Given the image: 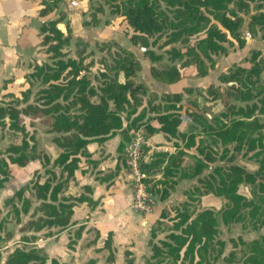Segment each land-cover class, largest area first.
Here are the masks:
<instances>
[{"label":"trees","instance_id":"16d2710c","mask_svg":"<svg viewBox=\"0 0 264 264\" xmlns=\"http://www.w3.org/2000/svg\"><path fill=\"white\" fill-rule=\"evenodd\" d=\"M59 1L37 0V14H48L58 7ZM87 5L91 14L83 24L98 23L96 13L103 12L105 6L109 15L120 17L124 27L131 29L129 40L142 46L152 78L166 83L178 81L188 64L193 65L196 76L203 77L215 66L214 55L226 54L229 47L243 46L244 14H248V33L260 32L264 39V0H97L96 3L87 0ZM63 15L64 11L59 10L57 17L43 19L38 24L37 44L43 47L50 62L34 63L30 71L22 74L27 86L19 91L20 97L0 104L1 126L4 118H8L9 128L23 131L22 115L38 117L46 131L54 133L51 139L58 147L51 164L44 168L46 175L41 180L29 179V183L14 191V195L21 196L28 188L37 200L26 220L27 227L32 231L56 227L59 231L73 224L70 219L74 205L81 201L89 206L95 203L88 183L81 184L77 191H70V186L77 184L75 172L80 157L90 156L87 143L92 139L102 141L119 132L122 139L117 148L122 149L129 126L143 125L145 135L161 130L182 141L181 145L175 143L171 152L158 151V157L152 161V164L163 162L161 176L156 179V183L162 184L160 190L156 189L159 198L168 196L177 177L197 175V183L184 189L176 204L160 208L149 228V252L137 264H215L218 259L221 264H264V233L250 239L240 235L230 237L226 253L220 237V226L232 222H240L242 228L264 226V84L261 76L264 56L260 49H250L243 59L219 71L216 82L205 86L185 85L181 90L159 94L149 90L143 81L135 80L141 62L132 50L115 40H112L113 49L104 48L96 60L84 61L89 43L80 35L76 36L75 56L65 53L62 49L69 43L71 26L66 23L64 31L58 26ZM104 21L107 23L108 19ZM158 39H161L158 45L163 47L161 52L150 45ZM95 45L103 49L102 44L95 42ZM95 61L99 66L92 73ZM11 79L7 77L3 81ZM35 79H39L41 86L31 102L28 101L30 85ZM193 92L206 102H220V108L208 116L204 110L186 107L181 115L178 110L182 100L195 104L190 97ZM143 96H146L145 104ZM21 102L24 105L19 106ZM146 112L152 114L142 121ZM185 117L189 118V128L180 129ZM124 119L128 124H123ZM196 127H199L197 132ZM204 136L209 138L208 143H202ZM25 145V139L22 144L9 145L8 151L19 153H8V161L23 165L32 158L33 155L26 153ZM190 148L195 158L191 171L181 172ZM240 151L250 152L249 168L229 161ZM218 152L219 157L228 152L231 155L222 163L210 165ZM90 160L95 163L94 159ZM0 161L6 165L5 159ZM41 161L48 164L46 153H42ZM208 167L210 170L199 175ZM118 168L115 164L111 173L98 177L99 180H108ZM240 183L247 184L248 194L238 190ZM205 194L221 197L223 204L219 208L202 206L201 197ZM30 204L29 199L23 198L21 211L26 212ZM88 229L90 234L83 237L85 246L95 243L99 236L95 226ZM74 236H80L79 229ZM73 243L74 239L70 238L67 247L71 248ZM111 243L112 232L107 231L102 245L94 248L106 250L104 262L108 264L113 262ZM123 254L125 264H132L130 251L124 249ZM45 260L46 255L36 246L23 245L15 246L4 264H45ZM50 262L56 264L55 259ZM84 264L97 263L89 257Z\"/></svg>","mask_w":264,"mask_h":264},{"label":"rangeland","instance_id":"374dc122","mask_svg":"<svg viewBox=\"0 0 264 264\" xmlns=\"http://www.w3.org/2000/svg\"><path fill=\"white\" fill-rule=\"evenodd\" d=\"M92 1L94 3L97 2V0H92ZM9 2L10 3H7V6H9L7 20L11 31L10 35H12V39H13L12 42L17 44L18 48L21 50V53L24 57L27 58L30 57V59H26L25 61L28 63V64L26 63L27 65L25 71H30L33 68L32 66L34 63L40 64L44 62L47 63L50 62V58L47 57V54L46 52H44L43 47L37 44L38 43L37 40H39L40 38V35H37L38 24L43 19H49L50 17H57L59 13V9H62L64 11V15L62 20L59 22L58 26L63 31L65 30L66 23H68L71 26V37L69 43L65 45L62 49L65 53H67L70 56H75L74 49H75L76 36L80 35L83 39L87 40L89 43L86 48L87 56L84 58V61H88L91 58L93 60H96L100 56V54L104 52V48L110 47L111 49H113L114 44L112 43V40H115L121 46L127 47L128 49L132 50L139 58L141 62V70L135 76V80L143 81L149 90L153 89L157 91V93L159 94L162 92L161 89H166V90L171 89V86H169L170 84L164 83V85L166 86H163L161 84H158L160 83V81L152 78V76L149 74L148 65H147V62H149V60L143 55L142 46L139 45L138 43L132 44V42L129 40L131 29L124 27V23L120 20V17L109 15L105 6L103 12L96 13V15L99 18L98 23L83 24L84 20L85 21L89 20L91 14V10L88 9L87 7L88 6L87 0H61V2L58 5V8L55 9L54 12H50L49 14L44 16H39L36 12L37 0H9ZM252 8H253L252 3H250V9ZM19 12H21V14L24 15L23 23L22 21L17 22V17ZM247 15L248 14H244V21L241 26L242 32L243 35L246 36V38L248 37V42H249L248 46L256 47V45L260 41V32H257L253 35L248 33L246 27ZM105 18L108 19L107 23H105L104 21ZM95 42H98V44H102L103 49H98L97 46L95 45ZM160 42L161 39H158L157 42L151 43L150 45L155 51L161 52L163 51V47H160L158 45ZM34 45L36 46V49ZM229 50L230 47L228 48L227 51ZM248 54H246L245 56H247ZM222 56H224L222 53H217L216 55H214L216 60L218 58H222ZM245 56L243 57L241 56L239 59L235 61L243 59ZM165 58H166V54L164 55L163 59ZM226 63L224 62L221 63L220 65H217L213 70V72H211V76L206 77L204 79H200L199 80L201 83L200 85L205 86L208 80H214L213 76L215 71H217L219 68L223 69ZM97 66H99V64L98 62L95 61L94 64L91 66L92 73L95 71ZM8 67L10 66H7L3 69L2 76L8 74L7 73ZM193 74H194V69L192 64H188L185 67H183V76L185 77V79H183V84L186 83L194 84L195 82L193 79ZM262 80L264 84L263 77ZM214 82L216 81L214 80ZM180 84L181 83L179 82V84H177L176 86L178 89L180 87ZM26 86L27 83L25 82L24 79H21L20 77L14 75L12 79L9 81L0 80V104H3L9 100L11 101L12 99L15 98H19L20 97L19 91ZM40 86L41 84L39 79H35L34 82L30 85L31 93L28 101L34 102V98L36 97L35 93ZM190 97L194 99L195 104L193 105L188 101L182 100L180 103V108L178 110V112H180L181 115H184L186 107H192L194 109L201 111L204 110L208 116L211 115L212 112L220 108V102L218 101L213 103L206 102L202 98V96L194 92L190 94ZM145 101H146V96H143V100H142L143 104H145ZM154 102L155 103L158 102V99L154 100ZM20 105H24V102H21L19 106ZM151 114L152 112H146L145 116L142 118V121L146 119L147 115H151ZM130 117H132V115ZM22 118L24 124L23 131H18L9 128L7 126L8 118H4L5 121L4 125L2 126L0 125V158L5 159L6 161V165L0 161V181L3 179L0 186L4 183V181H6L10 176H12L14 168L20 166L17 163L8 161L7 158L8 153L12 155H17L19 153V151H13V152L8 151L9 145H11L12 143L22 144V139H25L26 145L24 148L26 153L33 155V157L30 159L37 158L41 164V167L40 169L32 170V172L29 175H24L23 173H21L19 177H17L18 175H16L8 183V185L10 186L18 183L17 186L13 189V191L9 194L0 193V238L4 236L5 238L10 239V236L12 234H16L17 235L16 239L18 240L14 241V243H17L16 245H14V247L23 246V245L36 246L35 234H33V232L35 231H32V229L27 227L26 220L30 217L31 212L33 211V207L37 203V200L29 193L28 188L24 189L21 196L14 195V191L21 185L29 183V179L31 178L32 179L38 178L39 180L41 177L43 178L46 175L44 172V168L48 167L51 164V160L58 152V147L51 139L54 133L46 131L45 129L46 127L38 117L30 118L28 115H22ZM149 121L155 125L157 124L156 120L153 118H149ZM189 122H190L189 118L185 117L183 123L181 124L180 129H188ZM136 123H138V121ZM123 124L124 125L128 124V120L124 119ZM198 129L199 127L198 128L196 127V129L194 130L197 132ZM137 136L140 137V143L138 148V154H139L138 165L140 171L143 173L142 180L144 184L146 200L149 207L146 210L137 208L139 212L130 211L131 209L129 210L126 207L128 190H121L116 201L115 216L112 218L111 217L105 218V216H102L98 220V224L101 230H104L105 228L108 227L115 231V239H114L115 254L120 255V250L122 248L123 242H125L127 239L132 237L134 239L132 250L135 253L136 257H139L140 253H142L143 251H147L145 239L146 237L147 238L149 237V228L151 225L150 220L156 208L159 205V201H161V199L159 198V192L156 191V189L160 190L162 184L156 183L157 182L156 179L161 176L163 162L152 164V161L158 157L157 155L158 151L171 152L175 148L174 144L177 143L181 145L182 141L179 138H175L168 134H165L161 130L154 131L150 135H145L143 125H138L136 127H134V125L129 126V130L126 133V137L125 136L123 137L122 149H118L119 152H116V154L114 155L121 163L123 170L126 171L127 174L129 175L128 183L131 186L132 193H134L135 188L132 184L130 170L126 163L127 156L123 150V146L134 140ZM120 138L122 139L121 134H120ZM90 141H94V142L90 143L89 146L97 147L98 149L95 148L96 150L99 151L97 156L101 155L104 152V149L100 146H97L98 144H100L101 141L95 139H92ZM208 142H209V138L207 136L202 137V143H208ZM220 149L221 147L218 146L219 151ZM193 151L194 150L190 148L187 155L184 156L183 167L181 169V172L186 171L189 173L191 171V167L195 159L193 155ZM42 153H46L49 157V162L46 165L42 164L41 161ZM230 153L231 152L225 153L221 157H219L220 154L218 152L216 154V160L210 163V165L222 163L224 160L226 161V159H229L228 157L231 155ZM249 154L250 152L244 154L242 153V151H240L237 155L230 158L229 161L237 162L243 165L244 167L249 168L252 164L251 163L252 159L250 158V156H248ZM78 165L79 166L76 170L77 176L78 175L80 176V174H83L89 168H91V173L93 172V174H95V177H100L103 175L108 176L113 169L110 165V167H106L108 168V170L106 171H103V169L94 171L93 167L96 165V163H93L92 160H90V158H86L83 156L80 157ZM55 169L57 171V168ZM4 170L9 171V173H6V171ZM208 170H210V167L203 169L199 175L205 173ZM34 171L36 172L34 173ZM195 183H197V175L191 177H177L176 179L177 187L176 188L174 187L175 190L173 189L171 195L168 198L170 202H167V204L165 203L164 205L176 204L180 199L181 192L184 189L190 188ZM247 187H248L247 184L240 183L238 186V190L244 194H248ZM79 189L80 186H77L76 184L70 186L71 192L77 191ZM23 198L29 199L31 203L30 207L26 212H22L20 209ZM132 202H133V196H132ZM222 204H223V199L213 194H208L207 196H204V198H201L202 206L219 208ZM112 209H114L113 206L110 207L107 212L110 214V210ZM151 209L152 211H150ZM147 212L148 214H144ZM91 226L93 225H89L88 227H86L85 232L87 234L84 235L83 237L90 234L91 231L88 228ZM50 228H42L39 231H41V235L46 236L48 234L47 232L49 231L48 229ZM53 229L54 232H56L57 228L53 227ZM78 229L80 236L75 237L74 232L77 231ZM83 229H84V224H77L72 226L68 230L69 232H72V234H70L68 238L70 239L71 237H73L74 239L73 244L78 245L79 254L81 256L82 254L85 253L84 248H87L91 245H95L98 241L97 238L95 243L89 246L83 245V237H81L82 236L81 232ZM261 233H264V226L260 227L259 229H251L249 227L242 228L240 222H232L227 225H221L220 237L223 238L224 240V248H223L224 253H226L230 248V241H229L230 237H236L237 235H240L244 239H250L258 236ZM68 240L65 242L66 247ZM102 241L103 238L101 240V244ZM73 244L71 245V248L74 249ZM36 247L40 253H44L46 255V253L42 251L41 247L38 246ZM95 247H93V249ZM140 260L143 261V257L140 258ZM46 262L48 264H51L50 260L47 259V256L45 263ZM2 264H4V260ZM215 264H221L220 259H218L215 262Z\"/></svg>","mask_w":264,"mask_h":264},{"label":"crops","instance_id":"0c3cea01","mask_svg":"<svg viewBox=\"0 0 264 264\" xmlns=\"http://www.w3.org/2000/svg\"><path fill=\"white\" fill-rule=\"evenodd\" d=\"M61 2V0L59 1V3ZM7 3H10L9 0H0V80H3L4 78L7 77H13L14 76H18L21 79H23L22 74L24 72H26V65L28 64L26 61V59H30V57H24L21 53V50L18 48L16 43L12 42V35H10V27L8 24V20H7V14H8V7ZM58 3V5H59ZM38 7V4H37ZM58 8V7H57ZM56 8V9H57ZM55 10V9H54ZM54 10H52L51 12H54ZM62 10V9H59ZM36 12H37V8H36ZM50 13V12H49ZM48 13V14H49ZM47 15V14H46ZM24 15L21 14V12L18 13V17H17V22H21L23 23V17ZM50 18H55V17H50ZM15 22V23H17ZM37 35H38V31H37ZM245 37V41H244V45L241 47H235V48H230L229 51H227L226 54H223L224 56H222V58H218L216 60L215 66L212 70H210L208 72L207 75L203 76V77H195L196 75L193 74V79H194V84H201L200 83V79H204L206 77L211 76V72H213V70L215 69V67L217 65H220L221 63H226L225 67L229 66L232 62H234L235 60L239 59L241 56H245L246 54H248V51H250V49L252 48H258L260 49L262 55L264 56V39H262L260 37V41L259 43L256 45V47H251L248 46L249 42H248V37ZM38 42V40H37ZM36 42V43H37ZM35 43V44H36ZM133 44V43H132ZM35 49L36 46L34 45ZM127 48V47H126ZM250 48V49H249ZM27 63V64H26ZM148 65V62H147ZM7 66V73L2 76V72L3 69ZM219 68L217 71H215L213 79L216 81V75L219 71L224 70ZM262 77L264 78V67L262 69ZM150 74V73H149ZM183 79H185L184 76H182L178 81L174 82V83H167L170 84L169 86H171V89L166 90V89H161L162 91H175V90H181L183 86L185 85H191V84H183ZM214 80H208V82H214ZM159 81V80H158ZM180 84L179 89L176 87L177 84ZM163 81H160V83L163 86L164 85ZM193 85V84H192ZM202 86V85H201ZM168 87V86H167ZM153 90V89H152ZM120 133L116 132L115 134L106 137L105 139H103L100 144H98L97 146H100L104 149V152L97 156L98 154V150H96L95 148L97 147H90V143L94 142V141H89L87 143V149L90 152V156L89 158L96 160L95 163L96 165L93 167V170H100L103 169V171L108 170V168L106 167H111L114 168L115 164L118 165V171L116 173H114L108 180H99L98 177H95V174H93V172L91 173V168H89L87 171H85L83 174H80V176H77V171L75 172V176L77 179V186H80L83 183H88L92 186V193L91 196L92 198L95 200V203L92 206H89L85 201H81L78 202L76 205L73 206V213L71 216L70 221L74 222V224H70L69 226L63 228L60 231H56L54 232L53 227H51L49 230L51 231V233L47 234L46 236L41 235V231H35L33 232V234H35V244L38 247H41L42 251H44L46 253L47 259H55L56 260V264H84V261L89 258H95L96 259V263L97 264H108L106 262H104V255L106 250L105 249H101L99 251H96L93 249V247L97 246H101V240L102 238H104L105 234L107 231H111L112 232V243H111V247H112V251H113V262L112 264H125V256L123 254L124 249H127L130 251V256L132 257V264H137L142 262L140 260V258H144V256H146L149 252L148 246H147V237L145 239V243L147 246V251H143L142 253H140L139 257H136L135 253L132 250V245L134 243V239L132 237H130L129 239H127L125 242H123L122 248L120 250V255L115 254V246H114V239H115V231L111 228H105L104 230H101V228L99 227L98 224V220L102 217L105 216V218H109V217H114L115 216V211H116V201H117V197L120 194L121 190H128V194H127V201H126V207L132 211H138L139 210L137 208H135L134 206H132L131 202H132V189L131 186L128 183V174L126 171L123 170V167L121 165V163L118 161L117 157H115L114 154H116V152L118 151L117 148V144L120 141ZM96 143V142H95ZM98 149V148H97ZM41 164L39 162V160L37 158L34 159H29L27 160L23 165H20L18 167L14 168L13 174L12 176H10L6 181H4V183L0 186V193L1 194H9L13 191V189L17 186V184L14 185H8V183L16 176L19 177V175L21 173H23L24 175H29L32 170L35 169H40ZM98 174V173H96ZM79 177V178H78ZM42 179V177L40 178V180ZM127 181V182H125ZM108 183V184H107ZM177 187V185L175 186V188ZM174 188V190H175ZM75 190V188H74ZM173 190H171L168 194V196L166 198L161 199V201H159V205L156 208L150 223H152V221L156 218V216L158 215V212L160 210V208L167 202H170L168 200L169 196L171 195ZM208 194L203 195L201 198H204V196H207ZM110 200V201H109ZM112 204V205H110ZM115 204V205H113ZM114 207V209L110 210V214L107 212L109 210L110 207ZM153 209V207H152ZM152 209L150 211H152ZM107 212V214H106ZM149 212V211H148ZM144 213V214H148ZM142 213V212H141ZM143 214V213H142ZM110 215V216H109ZM149 223V224H150ZM77 224H84V229L81 232V237H83L84 235H86L87 233L85 232L86 227H88L89 225H93L98 229L99 232V236H98V241L95 245H91L85 249V253L82 254V256L79 254V249H78V245L77 244H73L74 249L73 248H68L65 246V242L69 239L68 236L70 234H72V232H69L68 230ZM17 235L16 234H12L10 236V239L5 238L4 236L2 238H0V262L1 264L3 263V260L5 258V256L13 249L14 245H16L17 243H14L16 239ZM73 238V237H71ZM45 264H48L47 262Z\"/></svg>","mask_w":264,"mask_h":264},{"label":"built area","instance_id":"2783aa9c","mask_svg":"<svg viewBox=\"0 0 264 264\" xmlns=\"http://www.w3.org/2000/svg\"><path fill=\"white\" fill-rule=\"evenodd\" d=\"M140 143V137L137 136L134 140L123 146V150L126 153V163L130 170V176L132 178V184L135 188L133 193L132 205L136 208L148 209V203L146 200L145 189L143 184V173L139 169L138 161L139 154L138 148Z\"/></svg>","mask_w":264,"mask_h":264}]
</instances>
